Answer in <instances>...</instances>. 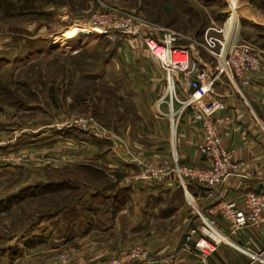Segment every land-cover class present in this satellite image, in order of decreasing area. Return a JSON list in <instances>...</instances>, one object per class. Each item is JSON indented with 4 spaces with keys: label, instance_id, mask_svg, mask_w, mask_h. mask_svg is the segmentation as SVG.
I'll list each match as a JSON object with an SVG mask.
<instances>
[{
    "label": "rangeland",
    "instance_id": "rangeland-1",
    "mask_svg": "<svg viewBox=\"0 0 264 264\" xmlns=\"http://www.w3.org/2000/svg\"><path fill=\"white\" fill-rule=\"evenodd\" d=\"M223 1L0 0V121L5 130L0 139L15 140L33 131L37 136L47 135L45 125L56 129L51 141L44 142L42 135L37 145L0 154V264H83L84 233L70 232L72 222L78 218L97 226L101 219L113 221L123 206L132 203L120 193L130 170L110 167V152L141 162L140 172H132L131 177L143 176L149 165H171V158L146 161L137 144L154 136L158 125L176 139L165 115V90L157 95L150 90L154 100L150 101L138 89L140 77L129 51L144 45V36L171 30L177 44L210 61L213 70L222 65V75L232 74L240 86L251 84L242 83L232 64L225 61L226 50L235 43L231 35L238 18L232 20L234 24L226 20L229 13ZM233 1L237 8L239 4ZM258 1L264 8V0ZM96 12L131 15L138 31L93 28L72 43L63 40L66 30L91 27ZM151 54L166 73L163 61ZM249 73L264 76V67L244 70ZM200 85L201 90L186 91V96L196 93L200 97L211 86L208 80ZM181 100L179 105H184ZM98 139L101 144L96 143ZM235 160L240 166L243 163L237 151ZM48 181L54 185L25 191ZM113 233V240L123 241L122 246L114 256L94 264L117 257L127 247L146 246L135 237L129 240L123 230ZM57 244L62 246L51 248Z\"/></svg>",
    "mask_w": 264,
    "mask_h": 264
},
{
    "label": "crops",
    "instance_id": "crops-1",
    "mask_svg": "<svg viewBox=\"0 0 264 264\" xmlns=\"http://www.w3.org/2000/svg\"><path fill=\"white\" fill-rule=\"evenodd\" d=\"M223 2L227 4L226 12L229 13L226 20L232 22L236 15L238 18L231 35L233 41L249 43L264 49V8L259 6V1L236 0L239 4L236 5L237 8L233 0ZM145 48L144 45L130 47L129 53L134 61H132L134 70L140 77L139 92L144 90L147 99L154 101L149 94L150 90L151 94L156 95L160 94L162 89L165 90L166 73L163 64ZM195 56L201 68L200 74L213 71V64L210 61H205L207 59H202L196 54ZM247 76L251 84L240 86L232 74H223L214 85L211 84L208 95L222 98L227 105L225 110L220 111L224 116L221 133L226 145L236 148L237 158L243 163L238 172L229 176L221 187L226 198H235L240 202L247 191L264 192V76H253L250 73ZM177 91L180 100L187 97L186 91L180 85ZM188 110L183 112L175 136L180 159L193 165L209 166L211 160L198 148L203 139V132L199 122ZM42 128L47 135L37 136L33 131L23 133L21 137L15 139L16 141L9 138L0 139V153L37 145V139L42 135L45 136L44 142L53 140L51 135H55L56 129L47 125ZM153 130L154 136L150 134L147 138L143 137L145 139L143 143H137L141 146V153L146 157V161L170 159V150L174 142L172 133L170 137L167 136V128L162 129L159 125ZM3 133L5 130H2L0 121V134ZM96 143L101 144L100 141ZM110 154L108 158L110 167L118 165L122 166L121 170H130L122 184L129 188L128 195L132 203L123 206L113 221L101 219V223L100 221L95 223L97 226H94V221L89 223L88 220L78 218L72 222L70 232L84 233L81 241L84 245L80 248L82 256L80 261L83 264L87 260L88 264H94L117 254L123 241L113 240L111 237L114 234L113 230H123L124 235L130 237L129 240L133 241L136 238L149 249V257L138 260L135 264H264V261L253 259L249 253L257 251L264 256V225L261 227L247 225L240 231L231 233L229 226L220 216L217 224L222 230L231 233V243L220 244L206 263H202L195 253L183 250L185 233L197 217L193 204L188 200L186 191L181 189L177 179L171 176L163 182H156L145 179L142 175L131 177L132 172L134 174L140 172L141 162L117 151ZM199 190V185L189 183L188 192L201 208L207 209L218 200L202 196ZM102 225L108 226L101 228ZM103 237L108 239L103 241ZM128 239L125 241H129ZM59 246L62 244L52 245L51 248L59 249ZM19 258L24 260L21 256Z\"/></svg>",
    "mask_w": 264,
    "mask_h": 264
},
{
    "label": "built area",
    "instance_id": "built-area-1",
    "mask_svg": "<svg viewBox=\"0 0 264 264\" xmlns=\"http://www.w3.org/2000/svg\"><path fill=\"white\" fill-rule=\"evenodd\" d=\"M92 21L91 27H82L83 34L90 33L93 28L105 31L120 30L126 33L138 31L133 17L125 13L96 12ZM154 33L155 35L150 34L143 38L147 49L161 59L166 66V86L162 96V99L165 97L167 102L165 115L170 119V126L176 133L181 115L186 108H191L192 116L201 123L200 128L204 133L198 148L211 160V163L207 167L183 164L174 140L171 165L159 168L148 164L143 177L163 182L172 176L186 191V196L193 204L197 218L185 233L183 250L195 253L202 263H206L220 244L231 243V233H236L247 225L256 227L264 225V192L247 191L242 202L235 198L225 197V191L221 187L222 183L229 176L236 174L240 168V164L235 160V148L225 145L220 129L223 121L220 111L226 109L225 101L220 97H209V89H207L200 97L196 96V93L189 95L184 99L185 101L181 100L184 105H179L178 85L185 91L201 90L200 81L208 80L210 85L215 83L222 75L224 67L220 65L211 72L200 74L201 68L199 61L195 58V53H192L188 46L177 44L171 30L163 29ZM226 51V63L232 64L235 76L244 84L250 83L249 77L244 74L245 69L254 71L264 67V49L261 47L235 42ZM160 112L163 115V111L160 110ZM189 183L199 185L202 196L210 199L218 198V200L207 209L201 208L188 192ZM218 216L227 223L231 233L218 226ZM249 253L253 259L264 261L262 253L257 251H249ZM148 255V248L140 244L123 249L117 257L104 260L102 264H135Z\"/></svg>",
    "mask_w": 264,
    "mask_h": 264
},
{
    "label": "bare ground",
    "instance_id": "bare-ground-1",
    "mask_svg": "<svg viewBox=\"0 0 264 264\" xmlns=\"http://www.w3.org/2000/svg\"><path fill=\"white\" fill-rule=\"evenodd\" d=\"M83 32V29L80 27H73L71 28L70 30H66L64 32V39L63 40H66V41H69V42H74L77 40V38L79 37V35H81V33Z\"/></svg>",
    "mask_w": 264,
    "mask_h": 264
},
{
    "label": "trees",
    "instance_id": "trees-1",
    "mask_svg": "<svg viewBox=\"0 0 264 264\" xmlns=\"http://www.w3.org/2000/svg\"><path fill=\"white\" fill-rule=\"evenodd\" d=\"M19 105H20V106H23L24 108H26V107L29 106V104H27V105L19 104ZM37 185H43V187H44V186H46V187H50V186H52V185H54V184H53V182H49V181H48V182H42V184L40 183V184H35L34 186L31 185V186H29V188L27 187L25 191H29L30 189H31L32 191H35V190H37V189L39 188V186H37ZM181 189H183V188L181 187ZM120 193H121V194L124 193V195L129 196V195H128V194H129V188H125V189L121 190ZM115 198H118V199H119V193H118V192L115 194Z\"/></svg>",
    "mask_w": 264,
    "mask_h": 264
}]
</instances>
